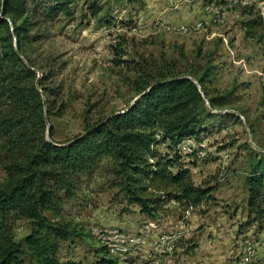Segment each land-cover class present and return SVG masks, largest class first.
<instances>
[{
	"label": "rangeland",
	"instance_id": "obj_1",
	"mask_svg": "<svg viewBox=\"0 0 264 264\" xmlns=\"http://www.w3.org/2000/svg\"><path fill=\"white\" fill-rule=\"evenodd\" d=\"M92 2L103 7L97 16L90 12ZM213 3L218 13L208 12ZM101 16L107 17L103 23ZM158 21L203 22L204 28L181 34ZM42 34L31 56L53 68L62 84L57 104L64 113L50 116L56 141L125 111L145 79L200 75L209 67V95L222 96L200 139L191 137L195 153L206 155H181L195 185L207 190L199 206L163 197L157 215L148 217L124 199L103 163L56 217L79 234L59 241L57 256L92 262L107 250L121 264H236L249 232L264 256V220L251 222L246 186L251 163L264 154V0H72L70 14L45 22ZM158 148L169 151L166 143ZM4 177L0 167V182ZM97 226L108 230L105 237L93 233ZM29 233V221L18 220L15 240L25 251L23 264H33Z\"/></svg>",
	"mask_w": 264,
	"mask_h": 264
},
{
	"label": "trees",
	"instance_id": "obj_2",
	"mask_svg": "<svg viewBox=\"0 0 264 264\" xmlns=\"http://www.w3.org/2000/svg\"><path fill=\"white\" fill-rule=\"evenodd\" d=\"M71 3L0 0V167L5 173L0 182V264H23L25 251L15 240L20 219L30 223L25 242L33 264H121L107 250L92 262L57 256L59 241L79 234L56 217L103 163L124 199L148 217L157 215L163 197L188 207H197L206 198L207 190L195 185L175 149L186 138L200 139L206 121L215 116L211 109L222 100L209 95V67L200 75L172 73L139 81L137 96L143 95L124 112L86 124L85 131L72 139H54L50 116L64 113V105L57 104L62 84L55 70L38 64L31 53L44 23L70 14ZM89 8L93 16L103 9L96 2ZM106 19L101 16L99 21ZM163 143L169 151L158 148ZM246 186L251 222L263 221L264 154L251 163Z\"/></svg>",
	"mask_w": 264,
	"mask_h": 264
},
{
	"label": "built area",
	"instance_id": "obj_3",
	"mask_svg": "<svg viewBox=\"0 0 264 264\" xmlns=\"http://www.w3.org/2000/svg\"><path fill=\"white\" fill-rule=\"evenodd\" d=\"M209 13H218L215 4H211L206 7ZM161 27L169 32L181 33V34H190L194 32H198L204 28L203 22H193L192 24H168L165 22L158 21ZM197 145L190 138H186L182 140L176 147L175 151L182 154H193L195 153V147ZM199 156L206 155L204 152H196ZM195 153V154H196ZM192 208V206H191ZM107 229H103L100 227H94L93 233L97 235L100 239L106 236ZM117 258V257H116ZM119 259V257H118ZM236 264H264V256L261 255L259 246L257 244V239L254 232H249L244 235L240 245V252L238 261Z\"/></svg>",
	"mask_w": 264,
	"mask_h": 264
},
{
	"label": "water",
	"instance_id": "obj_4",
	"mask_svg": "<svg viewBox=\"0 0 264 264\" xmlns=\"http://www.w3.org/2000/svg\"><path fill=\"white\" fill-rule=\"evenodd\" d=\"M195 80V79H194ZM196 81V80H195ZM143 94H141V95H138L134 100H133V102H132V104L136 101V100H138L139 99V97H141ZM132 104H130V105H132ZM122 112H124V111H122ZM47 122H48V119H47ZM47 137L50 139V125H49V128H48V130H47Z\"/></svg>",
	"mask_w": 264,
	"mask_h": 264
}]
</instances>
